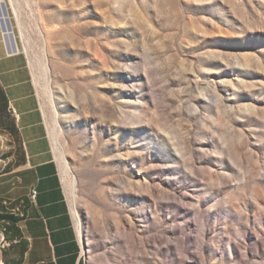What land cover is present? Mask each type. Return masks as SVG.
Listing matches in <instances>:
<instances>
[{
  "label": "rangeland",
  "instance_id": "obj_1",
  "mask_svg": "<svg viewBox=\"0 0 264 264\" xmlns=\"http://www.w3.org/2000/svg\"><path fill=\"white\" fill-rule=\"evenodd\" d=\"M8 3L82 264H264V0Z\"/></svg>",
  "mask_w": 264,
  "mask_h": 264
},
{
  "label": "crops",
  "instance_id": "obj_2",
  "mask_svg": "<svg viewBox=\"0 0 264 264\" xmlns=\"http://www.w3.org/2000/svg\"><path fill=\"white\" fill-rule=\"evenodd\" d=\"M17 31L8 0H0V130L10 142L0 171V212L19 219L3 264H82L60 167Z\"/></svg>",
  "mask_w": 264,
  "mask_h": 264
},
{
  "label": "bare ground",
  "instance_id": "obj_3",
  "mask_svg": "<svg viewBox=\"0 0 264 264\" xmlns=\"http://www.w3.org/2000/svg\"><path fill=\"white\" fill-rule=\"evenodd\" d=\"M15 14L17 15L16 17L19 16L17 10L15 11ZM52 132H53V135H54V141L58 145L59 144V142H58V134L56 133L55 129ZM59 150L57 148L58 159L60 161V169H61V172H62V175H63L64 182L67 185L68 184L70 185L71 192H75L76 181H75L74 178H72L71 181L68 179L69 175H71V169H70L69 164H68V162L66 160V157ZM74 213H75L76 217H78V214L75 211H74ZM78 232H79V237H81V235H82V228H81L80 223H79V226H78Z\"/></svg>",
  "mask_w": 264,
  "mask_h": 264
},
{
  "label": "trees",
  "instance_id": "obj_4",
  "mask_svg": "<svg viewBox=\"0 0 264 264\" xmlns=\"http://www.w3.org/2000/svg\"><path fill=\"white\" fill-rule=\"evenodd\" d=\"M5 216V217H4ZM8 222V227L4 228V231L13 232L15 229V224L19 221V219L10 213L0 212V224L1 222Z\"/></svg>",
  "mask_w": 264,
  "mask_h": 264
},
{
  "label": "water",
  "instance_id": "obj_5",
  "mask_svg": "<svg viewBox=\"0 0 264 264\" xmlns=\"http://www.w3.org/2000/svg\"><path fill=\"white\" fill-rule=\"evenodd\" d=\"M6 15L8 16V13H7V11H6ZM7 20L9 21V18L7 17ZM10 22V21H9ZM9 29H10V32L12 33V26H11V24H10V26H9Z\"/></svg>",
  "mask_w": 264,
  "mask_h": 264
},
{
  "label": "built area",
  "instance_id": "obj_6",
  "mask_svg": "<svg viewBox=\"0 0 264 264\" xmlns=\"http://www.w3.org/2000/svg\"><path fill=\"white\" fill-rule=\"evenodd\" d=\"M32 196L35 199L36 198V192H33Z\"/></svg>",
  "mask_w": 264,
  "mask_h": 264
}]
</instances>
